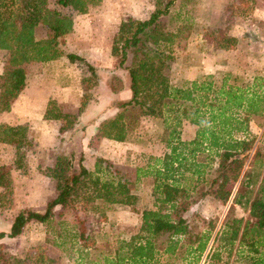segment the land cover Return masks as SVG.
Returning <instances> with one entry per match:
<instances>
[{
    "label": "trees",
    "instance_id": "obj_1",
    "mask_svg": "<svg viewBox=\"0 0 264 264\" xmlns=\"http://www.w3.org/2000/svg\"><path fill=\"white\" fill-rule=\"evenodd\" d=\"M52 1L55 8L49 7L48 0H0V48L8 54L0 74V113L9 112L24 90L26 64L64 57L71 64L80 62L87 67L90 76L82 80L85 86L97 79L95 68L82 57L64 52L60 39L73 29L71 14L85 15L101 0ZM177 2L153 0L154 10L146 20L128 17L120 22L110 55L118 70L127 75L126 90L130 97L116 105L122 111L97 125L102 138L123 142L128 128L135 126L139 117L162 119L168 131L165 153L148 156L141 166L135 163L133 180L102 158L95 161L93 171H88L82 159L74 167L72 155H58L44 173L55 181V197L47 201L42 212L31 209L19 212L9 232H0V241L19 237L31 222L44 224L55 216L76 211L78 205L81 211L97 214L100 221H105L109 207L137 205L140 197L135 186L143 179H151L153 208L142 211L135 234L127 238L112 236V251L98 248L84 220L75 216L73 237L80 242V264H174L172 260L178 261L177 264H264V150L260 148L264 143V75H256L250 81L231 74L220 78L207 76L173 86L166 74L172 59L171 47L187 36L181 35V27L176 33L168 32L159 20ZM38 27L45 29L46 38L36 39ZM207 37L218 49L227 50L236 42L220 30ZM129 57L130 63L126 65ZM124 90L122 80L113 76L111 92ZM86 104L83 96L77 115H72L55 111L51 101L44 118L74 119ZM129 107L139 110L134 121L124 111ZM252 120L263 128L259 138L250 132ZM183 121L196 127L191 141L180 138ZM65 128L60 127L59 133ZM27 137L25 125H0V144L15 148L14 165L18 170L24 167L20 151L29 142ZM235 184L238 187L229 212L219 228L216 229L217 221L210 219L200 233L191 232L183 214L195 194L198 198L210 196L227 203ZM11 195L10 172L0 165V206ZM236 207L255 221L232 215L230 212ZM0 243L2 246L3 242ZM38 259L40 264L53 263L43 255H38ZM3 261L0 252V264ZM14 264L21 262L16 259Z\"/></svg>",
    "mask_w": 264,
    "mask_h": 264
},
{
    "label": "rangeland",
    "instance_id": "obj_2",
    "mask_svg": "<svg viewBox=\"0 0 264 264\" xmlns=\"http://www.w3.org/2000/svg\"><path fill=\"white\" fill-rule=\"evenodd\" d=\"M48 1L49 7L55 8L53 1ZM140 2L138 7H142V12L138 17L131 16L127 8L119 11L117 6L119 2L105 1L103 3L102 0L98 5L90 7L85 15L71 14L69 10L62 11L65 14H71L73 29L60 39L61 48L64 52L82 57L95 68L97 79L89 82L88 86H85L82 80L90 74L87 67L80 62L71 64L63 57L56 63L49 64L48 67L41 68L39 63L24 65L29 75L28 93L34 94L31 97L38 103L36 107L46 102L48 107V103L52 101L51 107L55 111L77 115L83 96L86 97L87 104L84 111L74 119L47 120V126L42 128L35 125L38 121L25 125L29 142L22 146L20 151L24 158V167L18 171V175H14L12 195L5 200L3 206H0V218L4 221V226L21 211L31 209L42 212L44 209L39 206L55 197V181L46 179L44 173L53 165L58 155H72L74 167H77L79 159H82V164L89 170L92 169L91 171L94 170V162L102 158L133 180L135 163L141 166L148 156L158 157L165 153L168 131L162 119L139 117L135 126L131 125L128 128L123 142L104 139L97 132V128L89 129L91 124L98 125L122 111L117 109L116 105L130 97L126 90L127 75L118 70L117 62L111 57L110 50L121 21L128 17L146 20L153 12V0ZM181 3H176L170 13L159 20L168 32L176 33L181 27V35L187 36V39L176 40L171 47L172 59L169 61L166 74L173 86L179 87L188 81L186 77L195 76L196 73L193 75L192 73L199 69L201 60L207 58L206 56H212L213 60H217L220 70H225L226 66H232L231 63H234L238 72L245 74L248 67H254L252 68L254 72L264 75V64L256 66L264 59V18L249 17L257 7L256 0H233L225 3L222 8L217 6L209 19L200 17L199 12L194 8V5H199V1L196 4L195 0H188L186 4L183 2L182 9ZM130 5L132 7V0ZM189 6L190 8H187ZM182 10L186 12L183 13ZM207 22L210 23L209 26H206ZM234 24H236L233 26L234 29L243 25H248V29L242 31L240 38H235V44L229 49L215 48L207 35L220 30L223 35L229 36L230 26ZM35 37L36 39L46 38L45 29L38 27L35 30ZM7 58V52L0 48V74L5 68ZM253 61H258V64L255 62L249 64ZM129 63L130 57L126 65ZM113 76H118L125 84V90L122 93L111 92ZM222 76L220 73L216 78ZM241 77L248 80V77ZM124 111L127 115L133 116H129L133 121L139 113L138 108L133 107ZM44 120L46 119L43 115L42 122ZM3 121V116H0V125L5 123ZM182 124L188 127L189 123L183 121ZM260 125L258 121H253L249 125L252 135L258 138L263 131ZM63 126L66 127L65 131L59 133V128ZM255 145H257L256 142ZM260 148L264 150V143L260 144ZM252 154L253 151L250 157ZM13 157V148L0 144V165L6 166L9 172L16 169L11 163ZM151 186V179L140 181L135 186L136 193L140 197L139 203L134 206L109 207L105 212V221H100L101 218L97 214L81 211L78 205L76 211L65 212L62 217L55 216L47 223L27 224L19 237L6 239L0 246L1 255L5 259L1 264H14L16 259L21 264H40L38 255L52 260V264H80V242L73 237L76 229L75 216L84 220L87 232L93 235L92 238L98 248L112 251L114 247L112 240L115 237L136 233L140 227L142 211L153 208ZM237 187L238 185L235 184L231 188L232 194L227 203H222L210 196L198 198V194H195L193 203L188 205V210L183 214L191 232L200 233L210 219L217 221L216 229H218L229 212ZM204 189L206 190L207 187L204 186ZM230 213L235 217H243L244 221L251 223L255 221L239 207L233 208ZM112 236H114L113 239H111ZM172 262L178 263L176 260Z\"/></svg>",
    "mask_w": 264,
    "mask_h": 264
},
{
    "label": "crops",
    "instance_id": "obj_3",
    "mask_svg": "<svg viewBox=\"0 0 264 264\" xmlns=\"http://www.w3.org/2000/svg\"><path fill=\"white\" fill-rule=\"evenodd\" d=\"M105 1H114V2H117V3L119 2L118 5H117L118 8L120 9L119 11L124 10V9L126 10V8H127L128 9L127 12H129V14L131 16H133V17H138L140 12H142L141 11L142 7L141 8L138 7V2H140L142 0H132L133 1L132 7H130L131 6L130 5V1L131 0H102L103 3ZM197 1H199V5L198 4L194 5V8L197 9V12H199L200 17H202L203 19H206V18L209 19L210 16H211V13L215 10V7L220 6L222 8L223 5H225V3L227 4V3H229V2H231L233 0H202V1L195 0V4H196ZM256 1H257V7L252 12L253 14H251L249 17L258 18V19L264 18V0H256ZM178 2L179 3L180 2H182V3L184 2V4H186L188 2V0H178ZM121 3H125V4H121ZM182 3L180 4V7H181ZM193 3H194V1H193ZM150 8H151V5H150ZM187 8H190V6L187 7ZM181 9H182V7H181ZM184 12H186V11H183V13ZM209 24L207 22L206 26H209ZM235 25L236 24L230 26V30H229L228 34H229V36H231L233 38H240L241 35H242V31L248 29V27H247L248 25H243L242 27H238L237 26V29H234L233 26H235ZM235 30L237 32H235ZM206 57L207 58H204V59L201 60V64H200L199 69H196L195 72L192 73V75L194 73H196V75L195 76H191L192 78L186 77L188 81H193V80H199L200 81V80H203L207 76H215V77L219 76L220 73L223 76L226 75V74H231V75H234V76L235 75H237V76H245V77H248L247 81L252 80V78L254 76H256V75H261V73H257V71L254 72V69H252L254 67H248V69L246 70L245 74H243L241 72H238L236 66H234V63H231L232 66H229V67L226 66L225 70H220L219 67H218V64H217V60H215V59L213 60L212 56H206ZM57 61L58 60L50 61V62H46V63H39V64L41 65V68H43L45 66L48 67L49 64H54ZM254 62H255V64H258V61H253V62H250L249 64H251V63L253 64ZM261 64H264V59H262L261 63H259L256 66H262ZM26 65L28 66L29 64H26ZM25 66H24V68H25ZM25 71H26V69H25ZM263 74H264V71H263ZM28 79H29V75H28V72L26 71V85H25L24 90L19 94L18 98L12 104L11 110L9 112L0 113V116H3V119H4L3 122H5L3 124H7V125H10V126L26 125V124L31 125L32 121H38V123H40V124L38 125V123H37L35 125H37V126H39L41 128H42V126L43 127L47 126V119L44 120V122H42L43 115L45 114V111H46V108H47V102L44 105L40 106V107H36V104H38V103L36 101L32 100V97H31V95L34 96V94L28 93L29 92ZM127 94H129V93H127ZM251 122H253V120ZM189 124L187 125L188 127H186V125L184 126V124L181 125L180 138H181L182 141H191L195 137L196 127L194 125H192V124H190V125ZM96 128H97L96 124L95 125L91 124V126H89V129L96 130ZM3 145H5V144H3ZM6 146H9V145H6ZM9 147L13 148V150H14V157L12 158V161H11V163L14 164V161H15V148L13 146H9ZM94 164H95V162H94ZM93 167H94V165H93ZM86 169L88 171L92 170V169L89 170L88 168H86ZM18 171H19L18 169H12L10 171L11 180H12V186H14L13 183L15 181L14 175L15 174L18 175ZM45 178L48 179V177H46V176H45ZM31 189H33V187ZM35 189H37V188H35ZM13 191H14V189H13ZM45 203H47V202H45ZM45 203H44V205L39 206V207H42L44 209L45 208L44 206H46ZM29 206L31 207L33 205H29ZM119 206H123V205H119ZM147 210H149V209H147ZM38 212H40V211H38ZM12 221L10 223H8L6 226H4V221L1 220V218H0V232L8 233ZM131 235H133V234L123 235V237L127 238V237H129ZM6 239L7 238H4L0 242H5Z\"/></svg>",
    "mask_w": 264,
    "mask_h": 264
}]
</instances>
